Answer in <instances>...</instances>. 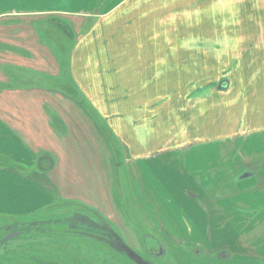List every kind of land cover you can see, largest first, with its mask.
I'll list each match as a JSON object with an SVG mask.
<instances>
[{"label":"crops","instance_id":"1","mask_svg":"<svg viewBox=\"0 0 264 264\" xmlns=\"http://www.w3.org/2000/svg\"><path fill=\"white\" fill-rule=\"evenodd\" d=\"M177 37L187 43H176ZM207 47L230 68L234 127L264 131V0H0V217L23 218L64 201L121 220L114 208L120 176L111 178L110 146L102 148L105 131H112L133 160L130 184L142 216L157 231L161 217L173 238L187 245L171 251L176 264H264V245L224 257L187 250L198 223L186 227L168 213L176 205H166L163 196L176 192L157 193L152 184L155 167L144 166L155 153L150 138L126 142L128 68L138 76L158 67L160 52ZM190 57L183 65L188 69ZM116 91L113 103H124L112 107ZM179 210L186 218L190 207Z\"/></svg>","mask_w":264,"mask_h":264},{"label":"rangeland","instance_id":"2","mask_svg":"<svg viewBox=\"0 0 264 264\" xmlns=\"http://www.w3.org/2000/svg\"><path fill=\"white\" fill-rule=\"evenodd\" d=\"M190 38L191 44L198 43L195 42L198 37ZM181 39L177 37L176 43H187V37ZM212 42L207 41L208 45ZM68 48L64 44V62ZM188 54L189 69L183 66ZM214 56L209 47L206 52H160L158 67L144 70L138 76L134 75V69L128 68L125 83V102L131 110L124 120L130 136L126 142L150 138L155 153L144 158L152 160L144 166L150 172L151 166L155 167L151 180L157 193L176 192L173 196L163 194L166 205H176L168 213L178 222L184 219L186 227L198 223L197 233L192 237L195 243L187 250L203 258L211 250L224 257L233 252H242L240 255L255 247L262 251L264 245V131L234 127L230 68L216 62ZM198 61H202L200 65ZM151 72L154 75L150 81L147 75ZM113 85L117 89L118 84ZM74 92L79 93L75 87ZM112 94L109 99L112 107L124 103V99L113 103L120 96L117 91ZM82 101L90 107L86 100ZM135 117L146 118L148 122L144 119L138 123ZM105 132L109 141L105 136L102 148L107 152L110 146V175L120 176L122 185L120 191H115L114 205L122 219L113 223L85 205L64 201L23 218L0 217V238L8 234L10 225H20L18 231L25 237L14 239L0 251L10 253L5 260L13 259L14 264H176L171 251L187 245L173 238L171 228L161 217L157 220V231L142 216L140 202L130 184L133 160L128 149L120 146L118 135ZM149 149L145 147L144 151ZM115 183L118 190L116 180ZM183 206L190 207V212H183L188 222L179 210ZM158 215L162 216L160 212ZM193 229L190 227V234Z\"/></svg>","mask_w":264,"mask_h":264},{"label":"flooded vegetation","instance_id":"3","mask_svg":"<svg viewBox=\"0 0 264 264\" xmlns=\"http://www.w3.org/2000/svg\"><path fill=\"white\" fill-rule=\"evenodd\" d=\"M20 225H10L7 227V233L6 235L2 236L0 238V251L3 249L5 250L9 244L11 243V241H13L14 239H24L23 236L20 235L19 231H18V228H19ZM12 234H18L17 237L13 238L12 240L8 241V242H4V239H6L7 237H9L10 235ZM6 253V254H5ZM7 255H10L9 252L5 251L3 254L0 253V264H14L12 262V260H5L7 258H9V256Z\"/></svg>","mask_w":264,"mask_h":264},{"label":"water","instance_id":"4","mask_svg":"<svg viewBox=\"0 0 264 264\" xmlns=\"http://www.w3.org/2000/svg\"><path fill=\"white\" fill-rule=\"evenodd\" d=\"M18 234H12L9 237H7L6 239H4V242H8L10 240H12L13 238L17 237ZM161 255L163 254V252L160 253Z\"/></svg>","mask_w":264,"mask_h":264}]
</instances>
